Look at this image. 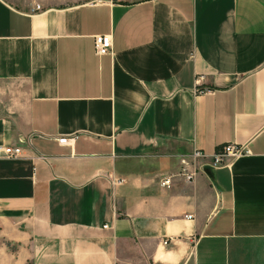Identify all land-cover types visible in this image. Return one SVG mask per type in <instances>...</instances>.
Returning a JSON list of instances; mask_svg holds the SVG:
<instances>
[{"label":"crops","instance_id":"crops-1","mask_svg":"<svg viewBox=\"0 0 264 264\" xmlns=\"http://www.w3.org/2000/svg\"><path fill=\"white\" fill-rule=\"evenodd\" d=\"M96 1L0 0V264H264V0Z\"/></svg>","mask_w":264,"mask_h":264},{"label":"built area","instance_id":"built-area-1","mask_svg":"<svg viewBox=\"0 0 264 264\" xmlns=\"http://www.w3.org/2000/svg\"><path fill=\"white\" fill-rule=\"evenodd\" d=\"M110 3L120 2L123 0H108ZM97 3H103V0L96 1ZM41 5H36V8L32 11L41 10ZM95 50L98 56H107L112 53L113 50V38L111 35H99L95 38ZM196 91L200 94H205L209 92L208 90H198ZM75 138H63L59 140L61 145H70ZM0 153L4 158L15 159L22 156L23 149L21 146H6L0 147ZM250 150L247 146H238L235 144H228L220 148L216 153L211 156L206 155L201 150H194L191 155L181 158V167L178 172L169 174L162 179L161 184L164 187L170 188L173 180L176 178H182L188 182H193L200 173H205L206 168L220 169L225 167H230L236 160L248 156ZM208 159L210 161H208ZM191 216L187 218L192 219ZM108 226H106L107 228ZM168 242H165L167 244Z\"/></svg>","mask_w":264,"mask_h":264}]
</instances>
